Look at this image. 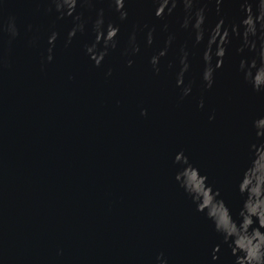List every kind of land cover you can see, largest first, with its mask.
I'll list each match as a JSON object with an SVG mask.
<instances>
[{"label":"water","instance_id":"95a60500","mask_svg":"<svg viewBox=\"0 0 264 264\" xmlns=\"http://www.w3.org/2000/svg\"><path fill=\"white\" fill-rule=\"evenodd\" d=\"M243 2L221 0L217 9L216 0H195V7L205 9L206 29L223 19L222 31L231 32ZM91 3L77 7L85 31L67 43L73 19L60 18L52 0H0V264H155L160 252L168 264H235L229 243L179 187L173 161L183 150L207 176L217 192L202 210L233 234L234 246L249 248L238 181L261 142L252 123L264 116V92L252 90L239 65L253 53L238 51L242 37L231 34L206 89L207 33L197 43L194 31L181 27L182 0L164 19L155 17L153 0H126L124 21L111 0ZM101 9L120 33L97 67L86 46ZM10 20L15 38L6 30ZM145 25L155 29L151 45ZM52 31L58 38L49 63ZM133 32L140 51L126 56ZM169 35L157 74L149 60ZM181 48L190 65L185 84L192 85L183 100L176 87ZM256 80L264 83V67Z\"/></svg>","mask_w":264,"mask_h":264},{"label":"clouds","instance_id":"9594fccd","mask_svg":"<svg viewBox=\"0 0 264 264\" xmlns=\"http://www.w3.org/2000/svg\"><path fill=\"white\" fill-rule=\"evenodd\" d=\"M56 12L60 18L72 17L73 25L67 34V43H70L77 33H83L86 27V21L82 18V13H77V7H92L91 0H52ZM185 16L181 27L184 29L191 28L195 34V41L200 43L204 41L207 33V44L203 54L204 69L201 74V79L206 89H211L215 83V72L223 65V58L226 53V46L230 43V35L235 34L242 37V47L238 50L243 52L247 48L253 55L250 58L241 59L240 71L244 74L245 81L251 86L255 92H264V83H257L256 77L258 70L264 67V0H254L250 3L249 0H244L240 4L243 11V17L240 24L231 25V32L224 25V20L221 19L214 28L206 29V14L204 8H196L195 0H182ZM221 0H216L217 9ZM126 0H111L110 7L119 14V20L124 21L128 18L126 10ZM178 0H153L154 15L158 19H164L171 15L177 8ZM148 28L147 25L144 26ZM167 25H165V29ZM242 29V32H241ZM6 30L12 38L18 35L14 20H10ZM154 28H148L146 34V42L148 45L153 43ZM92 32L94 41L86 46V54L94 61L95 66L99 67L104 61L109 50H114L118 46V35L120 27L113 22H106L103 9L97 12L95 20L92 22ZM223 33V35H221ZM219 36L217 41L215 37ZM58 38V33L52 31L48 36L49 47L47 49L46 61H53V48ZM174 37L169 35L165 41V47L154 53L149 60L152 69L157 74L160 72L161 58L167 55L168 47L171 45ZM215 45V49L213 46ZM140 51L139 45L136 42L135 32L130 36L128 48L125 49L126 56H134ZM213 57L216 58V63L213 64ZM133 63L132 59L127 60L128 66ZM180 68L176 75V87L180 90V99L192 93L191 83L185 84V73L189 69L188 53L181 48V56L179 60ZM107 75H111L109 69ZM199 108L204 107V100L201 99L198 104ZM141 115H147V110L142 109ZM214 119V116H209V120ZM252 127L255 130V135L259 144H253L254 152L251 164L243 172L238 181V191L243 199V210L248 211V231L247 234L251 237L250 247L241 249L239 246H234L235 238L231 232L223 229L220 224L211 218L202 210L205 198L211 196L216 198L217 190L209 184L206 175L201 173V170L193 165L183 150L176 153L174 164L180 165L175 174V180L185 195L190 198L195 205L196 210L203 213L209 219L217 233H219L226 243H229L232 254L236 257L235 264H264V170L257 173V164L264 160V116L253 120ZM195 176L198 183H194L192 177ZM258 190V191H257ZM250 209V210H249ZM259 237V238H257ZM216 257L213 256V259ZM155 264H168V260L163 252H160L155 258Z\"/></svg>","mask_w":264,"mask_h":264},{"label":"bare ground","instance_id":"6f19581e","mask_svg":"<svg viewBox=\"0 0 264 264\" xmlns=\"http://www.w3.org/2000/svg\"><path fill=\"white\" fill-rule=\"evenodd\" d=\"M139 72H140V68H137L136 73H139ZM134 94H136V93H134ZM156 134H158V132Z\"/></svg>","mask_w":264,"mask_h":264}]
</instances>
